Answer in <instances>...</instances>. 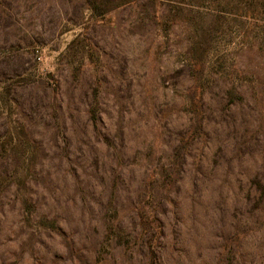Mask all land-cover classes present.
<instances>
[{
	"label": "rangeland",
	"instance_id": "374dc122",
	"mask_svg": "<svg viewBox=\"0 0 264 264\" xmlns=\"http://www.w3.org/2000/svg\"><path fill=\"white\" fill-rule=\"evenodd\" d=\"M93 2L0 0V264H264V0Z\"/></svg>",
	"mask_w": 264,
	"mask_h": 264
},
{
	"label": "trees",
	"instance_id": "16d2710c",
	"mask_svg": "<svg viewBox=\"0 0 264 264\" xmlns=\"http://www.w3.org/2000/svg\"><path fill=\"white\" fill-rule=\"evenodd\" d=\"M132 2H133V0H119V2L117 4H115L113 7L117 8V7H120L122 5L130 4ZM86 3H87L86 7H88V8L96 9L95 7H97V6H95V3L93 2V0H86ZM152 254H154V253L152 252Z\"/></svg>",
	"mask_w": 264,
	"mask_h": 264
}]
</instances>
